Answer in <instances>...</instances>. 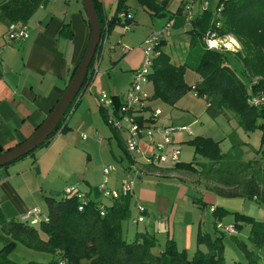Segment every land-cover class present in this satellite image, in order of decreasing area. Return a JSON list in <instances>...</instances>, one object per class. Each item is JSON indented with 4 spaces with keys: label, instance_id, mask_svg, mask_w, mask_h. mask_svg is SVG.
<instances>
[{
    "label": "trees",
    "instance_id": "trees-1",
    "mask_svg": "<svg viewBox=\"0 0 264 264\" xmlns=\"http://www.w3.org/2000/svg\"><path fill=\"white\" fill-rule=\"evenodd\" d=\"M44 1L48 0H8L2 7L17 14L14 21L27 22ZM138 1L152 17L163 18L168 15L167 7L171 0ZM94 3L102 27L101 38H104L107 27L110 34L115 26H125L135 21L128 0H117L115 12L110 17L105 14L100 0H94ZM218 7L219 9L215 11H204L192 21L189 30L191 48L184 63L176 64L172 61L171 55L162 48L165 40L161 39L157 46V55L153 59L152 70L148 74L149 80L154 84L153 97L175 105L185 94L194 90L206 99L207 111L211 117L216 118L229 112L245 132L249 133L258 128L264 130V105L256 106L251 103L249 90L250 86L254 91L264 89V0H221ZM123 11H131L133 19L121 18L119 14ZM181 12L182 8L178 10V13ZM208 32H216L220 36L234 34L238 42H241L242 48L239 51L211 49L204 44ZM198 44H201L200 52L197 50ZM102 52L103 46L100 43L82 89L57 130L39 147L49 145L60 129L62 133L71 129L69 126L71 114L80 96L92 85ZM232 57L242 61L250 79L248 83L239 76L232 64ZM188 68H192L200 75V80L194 84L186 81L185 73ZM117 103H120L118 97ZM101 109L107 121V113L102 107ZM146 109H150L149 105ZM143 118L138 116L137 120L143 124L145 122ZM110 127L119 146L128 157L126 170L132 163V157L126 149L120 132L115 127L111 125ZM229 137L232 140V148L229 152H223L220 141L212 137L201 135L194 137L187 143L194 147L196 154L203 156L207 161L184 162L180 159L173 166L189 173L196 171L202 177L216 182L212 190L218 195L248 197L264 203L262 161L255 159L246 161L244 159L246 143L240 139L236 131L231 132ZM34 152L35 150L30 154ZM262 152L264 158V146ZM145 167L152 168L151 172L153 169H164L160 166ZM250 168L252 173L249 175L247 173ZM148 173L150 171L134 174L135 189L138 180ZM84 192L88 195L84 203L77 194L46 195L48 214L44 213V215L49 216V220L39 226L21 219L4 220L2 229L6 243L0 249V264H19L10 256L18 243L30 249L52 254L53 258L49 261H30L29 264H61V260L66 261L64 264H225L224 231L217 227L219 219L225 213H229L225 208L219 206L213 210L216 220L218 219L215 223L216 229L222 234L214 237L211 233L199 229L197 250L190 256L187 249L180 248L175 238L170 235L164 243L156 233L149 230L138 231L132 240L125 237L123 221L133 215V205L138 208V203H134L132 195L110 198V203H106L103 197L100 198V195L103 196L100 191H95L93 197L90 196L92 190ZM81 203L84 204L82 210L79 208ZM102 209L104 215L101 213ZM138 212V216L132 218L134 223L140 222L138 220L140 216L145 217L146 210L140 212L138 209ZM243 223L251 225L250 239L255 245L262 247L264 220H255L236 212L233 224L238 232L242 230ZM41 233H45L48 238L44 239ZM240 244L247 255L248 263L258 264L259 254L249 249L245 243Z\"/></svg>",
    "mask_w": 264,
    "mask_h": 264
},
{
    "label": "crops",
    "instance_id": "crops-1",
    "mask_svg": "<svg viewBox=\"0 0 264 264\" xmlns=\"http://www.w3.org/2000/svg\"><path fill=\"white\" fill-rule=\"evenodd\" d=\"M6 1L8 0H0V46L5 45L0 53V147H2L4 151L15 147L31 137L46 120L70 83L74 69L81 62L91 36V26L87 18L83 0H48L47 2H41L27 22L14 21L17 14H14L8 8L5 10L2 7ZM100 1L103 3L105 14L109 17L112 16L116 9L117 0ZM220 1L221 0H209V6L205 9L199 0H171L167 7L169 11L168 15L163 18L152 17L140 5L138 0L137 7L133 6L135 5L133 0H131V2L128 0V5L131 10L133 9L135 22L146 25V36L155 30L162 29L166 24L170 25V35L163 38L165 44L162 48L171 55L173 62L182 64L186 61L191 48L190 44L187 46L185 45L186 34L190 35L191 42L189 30L192 27L186 15L187 4L193 6V13L197 18L206 10L215 11L219 9L218 4ZM180 8H182V12L178 13ZM139 14L143 17H139V20H137ZM156 19L163 21L157 25L154 23ZM12 22L26 23L28 25L29 37L25 40L10 44L7 31L8 26ZM117 26L111 30L106 46L103 48L102 57L96 69L95 79L99 73L100 63L104 55H106L105 53H108L111 61L119 63L118 65H129L126 68L122 67L125 71H131L125 73V86L122 90L114 86L112 92H109L111 95L120 98L124 96L129 88L133 81L135 70L143 61L144 37L139 43L131 46L127 40L125 31H119ZM120 39L123 44L122 47L118 48ZM123 40H126L129 44L122 42ZM189 46L190 48H187ZM104 73L105 72L102 74ZM192 76H194L193 80H191L193 82L190 84H194L200 80V75L194 70ZM95 79L88 91L80 96L78 104L74 108L69 119V126L71 129L68 132L62 133V135L59 134L60 138L57 137L52 145H49L48 148L46 147L47 149H39L11 164L0 167V249L6 243V238L2 229V222L4 220H20L28 209L37 206L42 207L43 204H46V195L59 192L57 190H52L54 187L53 181H50L47 189H44L43 176L45 175L46 177L48 175L65 151L78 150L81 144H76V137L71 134L82 129H87L90 133L97 132V140L100 142L102 141L101 135H103L108 142H111L113 139L117 140L112 128L110 132L105 133L104 128L100 125V116L103 117L105 122L106 119L100 105V94L102 91L100 93L98 92L99 90L95 85ZM186 81L189 83L187 78ZM144 91L149 96L150 103L148 102V105L152 111L154 107L151 101L156 99L153 97L154 84L151 80L144 84ZM147 91H149L152 96H150ZM185 95L175 105L162 102L163 111L159 119V121L163 123L167 122V124L172 125H174V121L177 119L178 121L190 120V125L196 126V130L191 127L192 133L183 131L177 134V137L174 134V139L179 145L185 142L187 143V141L196 137L197 134L200 135L197 131H202L205 124L211 122V118H213L207 111V102L205 109L202 107L197 111L194 103L187 105V102L184 100ZM166 105L169 107L167 108ZM148 113L149 110L144 114L148 115ZM185 114L188 116L186 117ZM201 116L204 122H202ZM219 117H224L225 122L229 124L226 130L227 132L221 129V136H218L216 131H212L213 135L211 136H207V134H201V136L212 137L220 141V145H222L223 142L227 141L230 133L236 131L240 139L246 143L244 145V159L246 161L254 159L259 160L252 153L248 140L243 138L242 128L238 125L237 121L231 117L230 113H223L216 118ZM183 123L187 125V122ZM120 134L124 140L125 134L123 132H120ZM86 137L87 134H82L83 140H86ZM83 145L90 154L92 143L86 142L83 143ZM80 149L83 150L81 147ZM121 152L123 154H120V157L114 152L115 157L118 158L119 161L125 159V162L121 163L123 172L121 175H118V178L116 177L119 183H115L112 180L111 185L113 186L110 185L111 188L115 189L120 188L121 182L127 173L125 167L128 164V157L124 154L123 150ZM89 157L88 155V158ZM198 161L204 160L199 157ZM205 161L207 160L205 159ZM37 166L40 167L38 168L40 172L36 171ZM39 173L43 175L41 176ZM183 173L186 176H191L187 171H183ZM145 177H149L150 180H145ZM170 178L177 177H163L150 172L148 175H144L138 180L139 186L136 187L135 195L133 196L134 203H141L146 207V221L143 222L144 229L139 231L153 230L157 233L164 232L167 236L170 235L175 238L174 224L182 214L180 205L181 200H186L192 204V206H195L194 203L198 201L200 206L211 204L214 207H219L218 203L219 200H221L220 198L225 197L216 194L212 189L206 187L201 188L197 183L188 182L179 177L181 183L177 185V192L172 195L165 189L163 191L161 190L162 180H172ZM154 180L157 181L155 185L151 182ZM86 181L89 183L90 187L86 186L85 189L81 187L76 188L81 191L91 192L92 190L93 192H91L90 196L93 197L96 193L95 191H99L98 186L95 185L93 187L91 181L88 180V176L86 177ZM110 181L111 179L108 178V184ZM100 183L101 182H99L98 185ZM115 184L117 185L115 186ZM196 191L200 192V196L195 194ZM188 196L191 199L188 198ZM192 211L195 215V210L192 209ZM45 214H48V212ZM131 223L138 227L141 222L134 223L132 221ZM199 229H202L201 225L197 229L194 222L187 225V237L190 246L193 245L192 241H196ZM41 236L44 239L48 238L45 233H41ZM159 239L161 241L160 237ZM165 241L166 239L161 242L164 243ZM19 244L20 243H18V245ZM190 246H183V248L190 250ZM195 248L197 247L195 246ZM12 259L15 260L14 258Z\"/></svg>",
    "mask_w": 264,
    "mask_h": 264
},
{
    "label": "rangeland",
    "instance_id": "rangeland-1",
    "mask_svg": "<svg viewBox=\"0 0 264 264\" xmlns=\"http://www.w3.org/2000/svg\"><path fill=\"white\" fill-rule=\"evenodd\" d=\"M80 1H82V0H80ZM133 1L135 3V5H133V6L137 7V5H138L137 0H133ZM130 2H131V0H130ZM132 12H133V9H132ZM139 17L142 18L143 16L139 14V16H137V20H139ZM162 21L163 20L156 19L154 21V23L159 25ZM132 26H133V29H131V30H127L123 26H119V25L117 26V29L119 31H125V35L127 36V40L129 41L131 46H134L137 43H139L143 37H144V39H143V42H144L146 40V38L150 35L149 34L148 36H146V32H147V30L145 29L146 25H143L142 23H138V22L134 21V24ZM226 36L236 37L234 34H229ZM226 36H222V37H226ZM119 41H120V44L118 45V48L122 47V44H123V43H121V39ZM122 42H126V40H123ZM185 42H186V44H185L186 46L189 44L191 45L189 34H186ZM129 43H127V44H129ZM128 47H129V45H128ZM187 48H190V46ZM241 48H242V44L240 42L238 51ZM197 50H198V52H200L201 44H198ZM105 54L106 55H104V57L100 63L99 73L97 74V77L95 79V85H96V87H98V90H99L98 92L99 93L101 91L112 92L114 86H116L118 89L122 90V88L125 86V82H126V80H125L126 74L125 73L130 71V70L125 71V69H123L122 67L126 68L129 65H118L119 63H115L114 61L110 60L108 53H105ZM232 64L236 68L239 76H241V78L246 83H248V81L250 79L247 76V73L245 71V68H244L242 61L237 59L236 57H232ZM103 72H105V73L102 74ZM192 72H193V69L188 68L186 73H185V77L188 79L189 83L193 82V81H191V80H193V77H194V76H192ZM113 73H114V75H113ZM254 78H256V77H254ZM147 92L149 93V91H147ZM149 95L152 96L151 93H149ZM184 100L187 102V105L194 103L197 111H199L202 107H203V109L206 108V102H207L206 99L204 97H201L198 94H196V92L194 90L189 91L188 94L185 95ZM162 102H164V101H162L160 98H158L156 100H152L151 104L153 105L154 109L160 108L163 111V109H162L163 103ZM164 103H166V102H164ZM166 106H167V108L169 107L168 105H166ZM175 109H177V108H175ZM178 110L182 111L180 109H178ZM185 116L187 117L188 115L185 114ZM184 119H187V118H184ZM211 119H212L211 122L206 123L204 126V129H202V131H200V130L197 131V133H200V135L201 134L202 135L207 134V136H211V135H213L212 131H216L217 135L221 136V129L225 132L227 130V128L229 127V124H227L225 122L224 117H219L216 119L211 118ZM188 120H189V118H188ZM201 120H202V122H204V120L202 119V116H201ZM183 122H187V125H185V123H183ZM189 122H191V121L190 120L189 121H178V119L176 121H174L173 126L175 128H177V130L174 133L176 135V137H177V134H179L183 131H186V130L182 129L185 126L190 127V128L192 127L194 130H196L195 129L196 126L190 125ZM100 125L104 128L105 133L110 132L111 127L107 123V121L105 122L103 120L102 116H100ZM241 131H242L243 138L245 140H248L249 146L252 149V153L255 155V157L257 159L262 161V164L264 167V158L262 156V153H263L262 148L264 146L263 145L264 130L258 128L252 132H249V134L245 133L244 130H242V129H241ZM84 133L87 134V137L85 138L86 140H83V138H82V134H84ZM96 133H94V132L90 133L89 130L82 129L80 131H77L74 134H71L74 137H76L75 143L81 144V145H79L78 150L65 151L61 155V158L58 160L57 164H55L53 169L48 173V175L46 177H45V175L43 176V180H44L43 181V187H44V189H47L50 181L54 182V185H53L54 187L52 188V190L59 191V192H57V194L59 193L60 195L65 194L66 186L79 187V188L81 187L82 189H85L86 186L90 187L89 183H87V181H86L87 176H88V180L91 181V184H93V187L95 185L98 186V183L102 182L105 179V176L103 174V169H104V167H108V165L117 166V169L115 171H112L111 173H109L110 174L109 178L111 179V181L108 184L109 187L112 184V180L115 183L116 182L119 183V181H117V178H118V175H121V173L123 172L122 168H121V163H124L125 159H123L124 161L123 160L119 161V159L115 157V153L117 154L118 157H120V154H123L121 152L122 149L119 146L117 140L113 139L111 142H108L107 139H105L103 137V135H101L102 141L101 142L98 141L97 140L98 137H97ZM60 134L62 135V133H60ZM59 136L56 134L52 138V142L49 145H52V143L54 141H56L55 139ZM197 136H198V134H197ZM86 142L92 143V148H91L92 150H90V152H91L90 154L86 150L85 146L83 145V143H86ZM231 143L232 142L230 140V137H228L227 141L223 142V144L220 145L221 150L223 152H229L232 148ZM49 145L39 147L35 150V152L38 151L39 149L40 150L41 149H47ZM177 146H180V148H181L182 152H181V158L180 159L182 161H184V162H195L198 160L199 157L203 158V160L205 161V158L203 156L195 153L194 147L191 146L189 143L185 142V143H183L181 145H177ZM80 147L83 148V150L80 149ZM88 155L90 156L89 158H88ZM38 168H40V167L37 166V168H36L37 172H38V170H37ZM151 170H152V168H150V169L147 168L146 172H148V171L151 172ZM158 170H160V169H156V170L153 169L152 173L157 174L159 176H163V177L164 176L165 177H177V178H170L172 180H162V182L160 181L162 184L161 190L163 191L165 189L167 192H169L172 195L177 192V188H178L177 185H179L181 183L180 182L181 180L179 178H183L186 181L192 182L195 184L197 183L198 186H200L201 188L206 187L208 189H212V187L216 184V182L210 181V180L202 177V175L196 173V171L190 173L191 176H186L183 173L184 170L175 168L174 166H169L166 168L164 167L163 170H160V171H158ZM251 173H252V168H250V170H248L247 174L250 175ZM40 175L42 176L43 174H40ZM144 179L150 180L149 177H145ZM151 182H153L154 185L157 183L156 180L151 181ZM116 185L117 184H115V186ZM111 186H113V185H111ZM137 186H139V183L136 184V187ZM51 193H54V192H51ZM195 194L197 196H200L199 191H196ZM102 197L104 198L103 199L104 202L110 203V201H111L110 198H107V197L100 195V198H102ZM188 198H190V197L188 196ZM220 199L221 200H219L218 206L225 208L226 210L229 211V213H225L223 215V217L219 219V221H221V222L235 223V213L236 212L250 216V217L254 218L255 220H259V221L264 220V203L260 202L257 199H250L248 197H242V198L221 197ZM197 204H198V206H197ZM199 204H200L199 202L194 203V205L196 206L195 207V206H192V204H190L186 200H181V202H180L182 214L176 220V222L174 224V228H175V238H176L175 240L177 241V244H179L180 247H182V248H183V246H190L189 245V239L187 237V225L189 223L194 222L197 229L201 225V228L205 232L211 233L214 237L222 234V232H220L216 229L215 223L218 219L215 220V216L213 215V212H212L213 211L212 207H211L212 205L211 204H205L203 206H200ZM41 208L43 209V211L45 213L48 212V208H47L46 204H43ZM192 209L195 210V215L193 214ZM132 210H133V215L130 216L128 219H125L123 221L124 234H125V237L129 240H132L139 230L144 229L143 222L146 221V217H144L142 215L141 220H140L141 223L139 224V226L137 227L136 225H133L131 223L132 218L137 217L139 212H138V208H135L134 205H133ZM37 226H39V225H37ZM149 231L152 233L154 232L153 230H149ZM154 233L159 235V237L161 238V241H164L167 237L166 233H164V232H162V233L154 232ZM250 233H251V225L248 223H243L242 230L240 232H237L235 235H231V234L226 233V232L223 233L224 234L223 242H224V252H225L224 253L225 254L224 255L225 256V264H239V263L249 264L247 255H246L245 251L243 250V248L241 247L242 244H240L242 242L245 243L249 249L254 250L256 253L259 254L260 259L258 261V264H264V245L262 247H258L257 245H255L250 239ZM192 244L193 245L190 246L191 248L189 247L190 250H188L186 248L190 256H192L195 253V251L197 250V248H195V246L197 247V245H195V244H197V237H196V241L195 240L192 241ZM202 248H205V246H202ZM11 257L14 258L19 264H29L30 261L46 262V261H49L53 258L52 254H50L48 252L30 249L21 243L11 253Z\"/></svg>",
    "mask_w": 264,
    "mask_h": 264
},
{
    "label": "built area",
    "instance_id": "built-area-1",
    "mask_svg": "<svg viewBox=\"0 0 264 264\" xmlns=\"http://www.w3.org/2000/svg\"><path fill=\"white\" fill-rule=\"evenodd\" d=\"M52 1V0H49ZM202 6L206 9L209 6V0H199ZM121 18L128 17L133 19L131 11L120 12ZM186 15L189 24L192 26V21L196 18L193 13V6L187 4ZM133 23L127 24L124 27L127 30H131ZM170 25L166 24L162 29L153 31L144 41V58L142 64L135 70L134 78L129 88L125 92L123 97L111 95L107 91H102L100 94V105L107 113V122L109 125L115 127L118 131L125 134L124 143L127 151L132 157V163L128 169H126V176L122 180L120 188H111L108 185L109 173L115 171L117 166L108 165L104 167L103 174L105 179L98 185V189L104 197L118 198L123 195L135 194V175L145 173L147 170L145 166H160L169 167L173 166L181 158V148L178 142L174 139V133L177 130L172 124L159 121L162 110L146 109L148 107L149 96L144 91V84L149 81L148 74L153 67V59L157 55V46L161 39L170 35ZM7 36L10 44L25 40L29 37L28 25L26 23L12 22L8 26ZM109 38L108 27L104 38H101L103 48ZM216 41V46L211 49L237 51L240 43L235 37L226 36L222 37L217 35L216 32H208L204 38V44L210 48V43ZM4 46H0V53ZM89 87L85 90L88 91ZM251 96V103L256 106L264 105V89L260 91H254L252 87L249 88ZM84 92V93H85ZM149 110V114L144 113ZM138 116H143L145 122L141 124L138 120ZM189 133H192L190 127H183ZM62 133L60 129L57 133ZM85 136V135H84ZM77 194L81 201L86 202L88 199L87 193L78 190L76 187L66 186L65 196H72ZM80 204L82 210L84 204ZM140 212L146 210L145 206L141 203L137 204ZM215 207H212L214 210ZM102 215L105 214L104 209L101 211ZM140 216L138 220H141ZM166 219V218H165ZM21 220L32 225H40L44 221L49 220V216L44 215L41 207H32L28 209L21 217ZM217 227L231 235L236 234L238 231L233 223L217 222ZM61 264L66 261L61 260Z\"/></svg>",
    "mask_w": 264,
    "mask_h": 264
},
{
    "label": "water",
    "instance_id": "water-1",
    "mask_svg": "<svg viewBox=\"0 0 264 264\" xmlns=\"http://www.w3.org/2000/svg\"><path fill=\"white\" fill-rule=\"evenodd\" d=\"M83 4L91 26V36L87 49L74 76L62 96L59 98L52 112L31 137L5 151L0 147V167L29 155L32 151L45 143L46 140L57 130L66 115L67 110L82 89L102 36V27L94 0H83ZM37 170L39 171V169Z\"/></svg>",
    "mask_w": 264,
    "mask_h": 264
},
{
    "label": "clouds",
    "instance_id": "clouds-1",
    "mask_svg": "<svg viewBox=\"0 0 264 264\" xmlns=\"http://www.w3.org/2000/svg\"><path fill=\"white\" fill-rule=\"evenodd\" d=\"M216 46V41H212L211 43H210V48L211 47H215Z\"/></svg>",
    "mask_w": 264,
    "mask_h": 264
}]
</instances>
